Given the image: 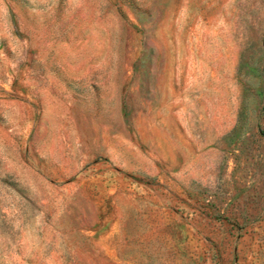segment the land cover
Listing matches in <instances>:
<instances>
[{
	"label": "rangeland",
	"instance_id": "374dc122",
	"mask_svg": "<svg viewBox=\"0 0 264 264\" xmlns=\"http://www.w3.org/2000/svg\"><path fill=\"white\" fill-rule=\"evenodd\" d=\"M0 264H264V0H0Z\"/></svg>",
	"mask_w": 264,
	"mask_h": 264
}]
</instances>
